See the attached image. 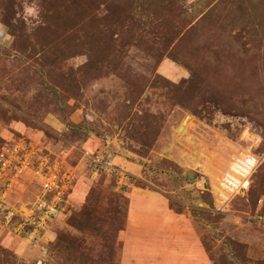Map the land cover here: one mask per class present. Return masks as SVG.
Listing matches in <instances>:
<instances>
[{"label": "rangeland", "instance_id": "1", "mask_svg": "<svg viewBox=\"0 0 264 264\" xmlns=\"http://www.w3.org/2000/svg\"><path fill=\"white\" fill-rule=\"evenodd\" d=\"M260 198L264 0H0V264H124L131 230V264H264Z\"/></svg>", "mask_w": 264, "mask_h": 264}, {"label": "built area", "instance_id": "2", "mask_svg": "<svg viewBox=\"0 0 264 264\" xmlns=\"http://www.w3.org/2000/svg\"><path fill=\"white\" fill-rule=\"evenodd\" d=\"M105 169H113L108 159L100 161ZM5 164V163H4ZM259 164V159L252 153L246 151L237 152L227 169L224 171L221 181L212 184L213 192L216 194V204L219 209L226 206L227 202L238 195L246 194L250 189L251 177ZM216 188V189H215ZM2 209L0 203V210ZM4 221L7 224L14 222L15 213L12 210L4 209ZM249 218L264 225V199L258 201V209L248 215ZM15 223V222H14ZM38 264H44L42 260Z\"/></svg>", "mask_w": 264, "mask_h": 264}, {"label": "crops", "instance_id": "3", "mask_svg": "<svg viewBox=\"0 0 264 264\" xmlns=\"http://www.w3.org/2000/svg\"><path fill=\"white\" fill-rule=\"evenodd\" d=\"M133 209V208H132ZM149 213H151V210H150V212ZM134 216V211L132 210L131 211V217H130V220H131V218ZM162 226V225H161ZM163 227V226H162ZM164 230L163 231H167V232H170V231H172V229H174V226H167V225H165L164 227ZM148 231H149V233H151L152 232V230L149 228L148 229ZM157 231V230H156ZM155 231V232H156ZM154 232V233H155ZM183 232V231H182ZM145 233V232H144ZM160 233H161V231H160ZM164 233V232H163ZM184 233V232H183ZM182 233V234H183ZM162 234V233H161ZM160 234V235H161ZM146 236L143 234V236H142V234H137V232L135 231V230H131L130 231V239H129V241H128V248H127V250H126V252L128 253L127 254V259H125V263L124 264H131L130 263V260H129V256L130 255H134V254H131V252H130V250H129V248H133L132 246H130L131 244H133V245H143V244H145V242H139V243H137L138 242V240L137 239H139V238H141V239H144ZM156 244V246H160V243H157V242H151L150 244H149V247L150 248H153L154 247V245ZM141 254V253H140ZM149 254H151V259L150 260H148L149 262L147 263V260L145 261V260H142L141 259V256L139 255V260H140V262L138 263V264H153V257H152V251H150V253ZM150 257V256H149Z\"/></svg>", "mask_w": 264, "mask_h": 264}, {"label": "clouds", "instance_id": "4", "mask_svg": "<svg viewBox=\"0 0 264 264\" xmlns=\"http://www.w3.org/2000/svg\"><path fill=\"white\" fill-rule=\"evenodd\" d=\"M25 12H26L27 15H35V14H36V11H35L34 8H32V7H27V6H26V8H25ZM26 18H27V16H26Z\"/></svg>", "mask_w": 264, "mask_h": 264}]
</instances>
